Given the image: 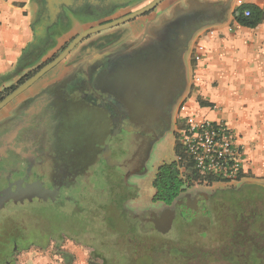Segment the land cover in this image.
<instances>
[{
	"label": "flooded vegetation",
	"instance_id": "flooded-vegetation-1",
	"mask_svg": "<svg viewBox=\"0 0 264 264\" xmlns=\"http://www.w3.org/2000/svg\"><path fill=\"white\" fill-rule=\"evenodd\" d=\"M41 5L42 0L39 7ZM53 6L51 13L56 8ZM190 34L191 30L187 26H169L155 37H145L136 46L132 45L130 52L111 49L112 45L121 47V36L117 33L108 35L96 47L109 48L111 53L105 55V62L111 64L117 57L124 56L128 58L129 64L116 66L115 63L109 65L112 66L109 68L107 63L98 59L101 56L100 49L97 52L93 50L89 58L73 64L74 67L63 77L40 92L25 97L0 120V259L4 264H19L20 258L32 246L55 247L60 243L76 242L86 245L78 241V237L83 238L85 226L94 219L95 211L83 208L66 210L64 204L73 201L71 196L62 193L73 187L76 192L83 193L86 183L95 181L96 176H90L91 172L85 170V167L73 169L67 164L71 161L69 155L74 151L66 142L69 125L63 118L66 112H63L60 99L62 84L76 75L83 83L92 84L99 92L109 95L113 107L107 108L108 113L118 120L110 134L119 138L110 144L111 156L113 158L115 152L119 154L123 164L116 166L121 169L125 167L129 170L132 164V170L139 168L144 171L155 143L167 131L174 129V106L186 78L181 57L187 48ZM93 58H97V63H91ZM86 61L91 63L89 70H80V65ZM112 75L118 79H110ZM127 170L123 171L125 179L128 176ZM34 181L42 182L55 193L48 196L47 200L26 198V194L18 198L11 195L23 194L22 190L17 189ZM200 195L202 198L210 197L206 193ZM38 202L48 203L52 207L31 214L10 211L14 206ZM175 203L177 215L182 214L186 208L190 209L184 196ZM57 204H61V208L58 209ZM14 219L19 220L15 229L4 231L2 223ZM27 219H39L43 224H36V220L26 224ZM250 223L253 221L248 223L249 228L245 229L247 233L252 231ZM26 245L30 247L26 248ZM63 256L68 254L63 253Z\"/></svg>",
	"mask_w": 264,
	"mask_h": 264
},
{
	"label": "crops",
	"instance_id": "crops-1",
	"mask_svg": "<svg viewBox=\"0 0 264 264\" xmlns=\"http://www.w3.org/2000/svg\"><path fill=\"white\" fill-rule=\"evenodd\" d=\"M60 1L63 2L43 0V10L39 7L41 0H0V95L42 65L44 56L65 42L60 44L61 38L68 39L87 25L96 26L122 17L153 0H128L118 12L100 20L81 22L52 38L55 18L73 0ZM53 5L56 8L51 13ZM245 6L262 13L257 25L246 26L237 20L236 12L243 13ZM169 26H187L191 30L181 57L186 78L179 102L191 94L198 117L228 121L244 146L242 182L264 183V0H244L243 4L239 0H163L149 14L83 40L70 53L71 64L89 58L104 37L113 33L122 37L126 31L136 46L145 37L151 39ZM198 50L205 53L199 68L202 81L193 86V54ZM51 72L44 79L52 80L55 74ZM10 110L4 107L0 119ZM177 110L178 106L174 124Z\"/></svg>",
	"mask_w": 264,
	"mask_h": 264
},
{
	"label": "rangeland",
	"instance_id": "rangeland-1",
	"mask_svg": "<svg viewBox=\"0 0 264 264\" xmlns=\"http://www.w3.org/2000/svg\"><path fill=\"white\" fill-rule=\"evenodd\" d=\"M58 1L63 2L60 0ZM127 1L128 0H73L71 5L65 8L63 7L61 13L55 18L50 36L55 38L59 32L73 29L81 22L96 21L112 15L123 8ZM41 8L44 10L45 5H41ZM114 18L116 17H113L111 20ZM91 26L87 25L83 30ZM82 31L74 33L68 39L61 38L60 44L63 41L65 42L59 48H52L49 54L44 56L45 60L42 61V65L30 71L25 78L28 79L42 66L52 61ZM122 33L123 35L120 39L121 47L117 48L118 45L116 47L112 45L113 47H111V49L130 52L132 51V35L128 34L126 31ZM98 49H100L101 52V56L98 57V59L106 64L107 61L105 62V60L107 56L105 55L109 54V48L102 47L95 48L94 50L97 52ZM71 57L72 56L69 54L66 59L51 70V74H55L52 80H46L49 77L48 74H46L47 76L45 75L44 77L47 78L44 79V77H42L38 80L31 88L9 103L6 109L13 108L22 101L26 95L30 93L29 96L34 95L49 86L53 81H57L59 78L63 77L67 71L74 67L73 64H71ZM96 59L97 58L91 59V63L93 64L94 61L97 63L98 60ZM128 61V58L119 56L111 64L116 63V66H123L129 64ZM88 62L86 61L81 64L80 70L88 71L91 66V63ZM111 64L107 63V66L111 68L112 66H109ZM82 75L84 74L82 73ZM110 79L117 80L118 78L112 75ZM68 84H70L69 87H67ZM64 85H66L65 88ZM60 89L62 91L60 99L64 107L63 112H66L63 118L69 125L66 142L70 149L74 151V153L69 155L70 159L68 156L69 161H71L67 164L73 169L87 168L85 170L91 172L90 176H96V180L93 181L95 184L99 182L109 188H111L112 185H117L120 178H123V171L127 170V168L123 167L121 169L116 166L123 164L118 157L119 154L116 152L113 158L118 161V164L110 166L111 164L108 163L110 157L112 158L110 144L114 140H119L116 135L111 136L110 134L112 126L118 120L110 117L108 113L107 108L113 107L112 102L109 101V95L99 92L92 84L83 83L77 79L76 75H74L72 79L65 81ZM6 92L7 90L3 94ZM178 104L179 99L175 103L174 111L177 109ZM176 139L174 129L167 131L153 146L145 163V170L140 171L139 168L132 170L131 164L129 170H127L128 176L126 180L128 185L119 190L120 198L124 200L126 209L130 211L131 215H134L135 219L142 225L141 229L145 228L147 230H152L148 223L152 213L161 215L162 213H168L169 210L175 212L174 207L176 201L172 205H167L162 201H153V194L155 192L153 180L161 164L175 160ZM90 186H92V182L88 181L85 187L90 188ZM104 189L105 188L99 189L96 192L102 199L106 196L105 194L103 195V192L105 193L107 189ZM218 190L223 191L217 193L216 191ZM74 192L75 190L71 191L72 194ZM201 193H206L210 195V197L202 198L200 195ZM78 195L88 203L97 205L101 203V201L91 193V189L87 195L83 193H78ZM181 196L187 198V206L190 209L186 208L183 214H185V218L190 219V223L185 225L184 228L183 226L177 225L178 227L176 230H185L181 234L184 240L194 241V247L199 250L197 254L199 262L204 259V254L208 252L212 253L215 257H220V253L225 252L227 248L240 250L244 247L247 248L251 246V243L257 244L258 246L259 244H264V238H259V236H253L251 241L245 239L249 237V234L245 231V229L249 228L248 223L252 220L254 224H250L256 229L255 226L257 221L262 217L264 218V189L256 185H246L242 182L234 184H216L213 186L199 184L186 188L180 197ZM36 207L47 208L51 206L39 203L25 204L23 206H14L10 211L16 214L20 212H30L31 214ZM6 211L7 209H5V212ZM99 211L102 216L101 218H103L105 215L104 210L99 209ZM35 220L36 224L40 226L43 224L39 219ZM254 220L256 221L254 222ZM34 221L33 219H27L25 223L29 224ZM18 224V219L7 220L2 223V227H4V231L11 232ZM259 226L261 227L263 224L261 225V222H259ZM175 227L176 220L172 230H174ZM130 228L131 226L127 223L120 224V230L122 232L130 230ZM203 233L206 234L203 235ZM133 236L137 240L146 237L138 232L137 226L134 223H132V237ZM164 239H169V237H155V240ZM28 250L29 251L20 258L19 264H68L69 261H71V264H90L92 247L76 242L60 243L55 247L48 245L43 247L32 246V248ZM63 253H67L68 256L64 257ZM71 255H73V258L70 257ZM0 264H4L1 259Z\"/></svg>",
	"mask_w": 264,
	"mask_h": 264
},
{
	"label": "trees",
	"instance_id": "trees-1",
	"mask_svg": "<svg viewBox=\"0 0 264 264\" xmlns=\"http://www.w3.org/2000/svg\"><path fill=\"white\" fill-rule=\"evenodd\" d=\"M250 8L245 6L243 8ZM251 9V15L245 17L241 12H236V18L240 24L246 26H255L262 19V13L255 9ZM26 78H22L19 84H22ZM19 84L10 87L5 94L0 95V100L13 91ZM205 102V101H204ZM116 165V164H115ZM113 166V165H110ZM123 174V173H122ZM91 182V181H90ZM246 185H256L264 189L263 184L259 183H245ZM127 180L120 178L117 185H112L111 188L106 187L101 183H93L92 186L87 187L83 194L87 195L91 189L100 204H93L86 202L78 193L75 187L64 191L62 194H68L72 197L73 202H67L64 206L69 209L83 208L85 210L94 209V219H92L85 227L82 236L78 237V241L84 242L86 245L92 247L90 264H264V244L251 243V246L243 249H229L220 253V257H215L212 253H205L204 259L199 262L198 252L199 250L194 247V241H186L182 232L185 230L177 231L178 226H184L190 223V219L185 218V214L177 215L176 212L167 214L170 220V227L168 230H162L159 228L161 225L156 221L155 216L151 214L148 221L150 228L153 230L141 229L142 225L135 219L134 215L128 211L124 205V200H121L119 190L127 186ZM153 187L155 192L153 194V201H162L167 205H172L180 195L191 187L187 180L181 176L177 163L174 161L169 163H163L158 167L157 173L153 180ZM30 188L34 191V194L26 195V198L38 197L46 199L48 196L53 195L55 191L49 187H46L40 181L27 182L24 189ZM105 188L106 192L103 195L106 196L102 199L96 193L97 190ZM75 190L72 194L71 191ZM82 193V192H81ZM108 196V197H107ZM25 197V196H24ZM42 205H50L44 202H38ZM35 204V203H34ZM58 209L61 208V204H57ZM51 206V205H50ZM52 207V206H51ZM47 208L36 207L34 211H44ZM64 208V207H63ZM99 209H103L105 215L101 218ZM180 216V217H179ZM176 220V227L174 223ZM256 220H254L255 222ZM162 222V221H161ZM259 222L261 225L259 226ZM127 223L131 226L130 230L122 232L120 230V224ZM132 223L137 226L138 232L146 237L137 240L132 237ZM178 225V226H177ZM252 227V231L248 232L249 237L245 239L251 241L253 236H259L264 238V218L262 217L257 221L255 226ZM162 228V227H161ZM172 230V232H171ZM206 233H203L205 235ZM253 234V235H251ZM156 236L169 237V239L155 240ZM149 237V238H148ZM250 243V242H249ZM29 245L25 247L28 248ZM231 250V251H230ZM101 262H100V261Z\"/></svg>",
	"mask_w": 264,
	"mask_h": 264
},
{
	"label": "built area",
	"instance_id": "built-area-1",
	"mask_svg": "<svg viewBox=\"0 0 264 264\" xmlns=\"http://www.w3.org/2000/svg\"><path fill=\"white\" fill-rule=\"evenodd\" d=\"M239 2L243 4L244 0ZM243 15L249 17L251 9H244ZM204 57L200 50L193 54V86L202 81L199 68ZM194 109V99L189 94L179 102L175 117V162L181 176L190 186L242 182L245 153L236 129L224 118L198 117Z\"/></svg>",
	"mask_w": 264,
	"mask_h": 264
},
{
	"label": "water",
	"instance_id": "water-1",
	"mask_svg": "<svg viewBox=\"0 0 264 264\" xmlns=\"http://www.w3.org/2000/svg\"><path fill=\"white\" fill-rule=\"evenodd\" d=\"M163 0H153L151 1L149 4H147L146 6L133 11L127 15H124L122 17H119L117 19L96 25V26H92L90 28H87L85 30H83L82 32H80L69 44L68 46L58 55L56 56L52 61H50L49 63L45 64L44 66H42L37 72H35L31 77H29L28 79H26L22 84H20L19 86H17L13 91H11L9 94H7L5 97H3L0 100V111L6 107L9 103H11L14 99H16L18 96H20L22 93H24L26 90H28L31 86H33L38 80H40L47 72H49L50 70H52L54 67H56L58 64H60L64 59H66V57L87 37H89L90 35L94 34V33H98L100 31L106 30V29H110L113 28L115 26H118L122 23H125L127 21H130L132 19H135L139 16H142L148 12H150L151 10H153L159 3H161ZM109 164L111 165H115L118 164V161L111 158L109 159ZM249 182V181H248ZM248 182H242L243 184L248 183ZM251 183H257V182H251ZM259 184H263L264 183H259ZM18 190H22L21 192H24L23 194H19V193H14L11 194L12 196H15L16 198L21 197L22 195L26 194V195H31L34 194V191L30 190V188H18ZM174 213L173 210H169L168 213H162L161 215H157L152 213L155 216L156 221L160 222L161 225L159 226L160 229L162 230H168L171 223L169 220V216H167V214H172ZM162 221V222H161ZM162 227V228H161Z\"/></svg>",
	"mask_w": 264,
	"mask_h": 264
}]
</instances>
